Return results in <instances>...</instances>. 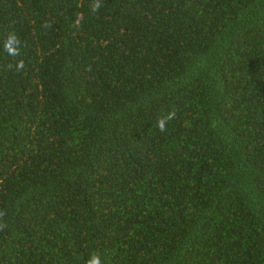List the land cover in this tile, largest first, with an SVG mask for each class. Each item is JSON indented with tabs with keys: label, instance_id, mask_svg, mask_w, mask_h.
<instances>
[{
	"label": "trees",
	"instance_id": "1",
	"mask_svg": "<svg viewBox=\"0 0 264 264\" xmlns=\"http://www.w3.org/2000/svg\"><path fill=\"white\" fill-rule=\"evenodd\" d=\"M94 2L0 0V264H264V0Z\"/></svg>",
	"mask_w": 264,
	"mask_h": 264
},
{
	"label": "clouds",
	"instance_id": "2",
	"mask_svg": "<svg viewBox=\"0 0 264 264\" xmlns=\"http://www.w3.org/2000/svg\"><path fill=\"white\" fill-rule=\"evenodd\" d=\"M101 7L100 3L98 2V0H96V2L93 3L92 5V11L95 12V11H98L99 8ZM18 40L16 39V37L14 35H10L4 45L5 47V50L9 53V55H12V56H16L19 54V49L18 47H16L15 45H18ZM18 67H23V62L21 61L19 64H18ZM174 116V114H170L167 119H172ZM165 123L166 121L164 119H161L158 121V128L161 132L165 131ZM2 215V214H0ZM88 264H101V260L99 258L98 255H95L91 258V260L88 262Z\"/></svg>",
	"mask_w": 264,
	"mask_h": 264
}]
</instances>
